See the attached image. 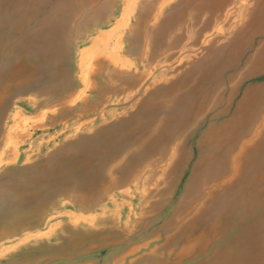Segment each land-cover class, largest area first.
<instances>
[{
  "label": "rangeland",
  "instance_id": "374dc122",
  "mask_svg": "<svg viewBox=\"0 0 264 264\" xmlns=\"http://www.w3.org/2000/svg\"><path fill=\"white\" fill-rule=\"evenodd\" d=\"M127 1L0 0V264H264V101L242 105L264 34L230 52L264 0L202 1L159 40L181 0L159 18L136 0L117 33L130 67L83 70Z\"/></svg>",
  "mask_w": 264,
  "mask_h": 264
},
{
  "label": "bare ground",
  "instance_id": "6f19581e",
  "mask_svg": "<svg viewBox=\"0 0 264 264\" xmlns=\"http://www.w3.org/2000/svg\"><path fill=\"white\" fill-rule=\"evenodd\" d=\"M135 1L136 0H128L127 1V4H126V8H125V12H124V15L122 16V19L118 22L117 26H116V29H114L113 31H111L110 33H104L99 39H96V41L94 42L93 46L88 49V50H85L82 54V61H81V66L83 70H92L93 69V72H95V74H97L98 71L102 70L105 66H106V62H109V64H113L115 65V67H117L118 69H116V73L119 75L120 74V70H122L123 68H128L130 67V64H128L126 62V60H124L122 57H121V51L119 49V46H118V39L120 38L119 36H117V33L118 31H120L123 26H124V23L126 18L128 17V15L130 14V12L132 11L134 5H135ZM171 0H156V2H160V5L158 6L159 8V13L157 15V18H159V15H160V10L164 9L165 6H166V3H169ZM202 1L204 2L205 0H181L178 4L177 7H175L172 11V14H168V15H165V18H164V21L163 23L157 27V29L155 30L154 32V37L159 40V38H162L163 34L165 32H168V31H171V30H174L176 31V28L177 26L180 24V20L177 19L182 17L181 15L185 14L187 11H189L190 9H193L195 12L193 13L192 15V18L195 19V17L197 16V10L199 8H201V4H202ZM233 0H217V3L214 5L218 8V10H222V9H225L230 2H232ZM97 0H72V4L74 5V9L75 10H78L81 6L83 5H93V4H96ZM149 3H151V1H147ZM124 5V4H123ZM150 4H146L144 6V12L142 13V16H141V24L143 25V23L145 22L144 19L145 17H148V13H149V6ZM119 7V6H117ZM116 7V8H117ZM122 7V6H121ZM120 9V8H119ZM135 11V10H134ZM133 15V14H132ZM134 16V15H133ZM115 17H116V14H115ZM133 18H131L132 20ZM193 19V20H194ZM114 21V20H113ZM253 21L255 20H252L250 22V25H248L246 27V31L244 32L245 35L248 34V39H246L245 41H237V43H232L230 45V52L231 53H236V55H238V53H240V51L243 50V48L249 44L251 42V40H253L256 36H259V35H263L264 34V23H261V25H258V27H253L255 26V24H253ZM28 23V22H27ZM117 23V22H116ZM255 23V22H254ZM131 24V23H130ZM130 26V25H129ZM257 26V25H256ZM94 28V27H93ZM126 30V29H125ZM99 35V34H98ZM91 36V35H90ZM127 36V35H126ZM125 38V37H124ZM114 39L117 40V42L115 43V46H111V44L113 43L112 41H114ZM95 40V39H94ZM175 40H177L176 38L173 39L172 42L169 43V48L172 49L174 48L175 46ZM86 44V43H85ZM78 47V46H77ZM127 49V48H126ZM126 51V50H125ZM124 51V52H125ZM76 55V54H75ZM139 55V54H138ZM137 55V56H138ZM140 56V55H139ZM144 62V61H143ZM76 63V62H75ZM155 64V63H154ZM77 65V64H76ZM90 66V68L88 67ZM264 67V44L258 49V51L250 56L247 61H246V67H245V71L242 75V78L244 77H247L249 74L251 73H258L260 72V70ZM109 68V67H108ZM135 68V67H133ZM77 69V68H76ZM131 69V68H130ZM89 70V71H90ZM135 70V69H134ZM236 70V69H235ZM76 71V70H75ZM77 72V71H76ZM229 72V71H228ZM227 73V72H226ZM100 75V74H99ZM103 76V75H102ZM147 76V73H143L142 75H138L136 74L134 76V79H139V80H142L144 79L145 77ZM96 77V76H95ZM100 78V77H99ZM81 79V77H80ZM91 80V79H90ZM65 81V80H64ZM66 82V81H65ZM85 82V81H84ZM59 83V82H58ZM62 83V82H61ZM79 83V82H78ZM81 83V82H80ZM141 83V82H140ZM68 84V83H67ZM103 84V83H102ZM64 85V84H63ZM105 85V84H104ZM232 86H234L233 84H231ZM230 85V86H231ZM70 86V85H68ZM61 87V86H60ZM77 87V86H76ZM56 88H59V87H56ZM5 89V88H4ZM108 90V89H107ZM4 91V90H3ZM51 91V90H50ZM54 91V90H53ZM59 91V90H58ZM96 91V90H95ZM5 92V91H4ZM97 92V91H96ZM179 92V91H178ZM221 92V91H220ZM246 96H245V100L242 102V105L244 106L247 102H249L251 100V98H253V103L251 104H248V106H251L250 109L253 110V108L255 107V112H257V110L259 111L260 109H262V107L260 106H257L258 105V101H264V84H261V85H258L255 87V89L251 88V89H248L246 91ZM71 94V93H70ZM180 94V93H179ZM178 94V95H179ZM99 95V94H98ZM105 95V94H104ZM107 95V94H106ZM110 96V95H109ZM196 96V95H195ZM218 96V94H217ZM228 96V95H227ZM66 97V96H65ZM77 97V96H76ZM103 97V95H102ZM174 97V96H173ZM78 98V97H77ZM80 98V97H79ZM85 98V97H84ZM141 98V97H140ZM194 98V97H193ZM192 98V100H193ZM222 98V97H221ZM70 99V98H69ZM74 99V98H73ZM98 99V98H97ZM110 99V97H109ZM84 100V99H83ZM88 100V99H87ZM78 101V99H77ZM66 102V101H65ZM88 102V101H87ZM148 102V101H147ZM154 102H156L154 100ZM172 102V101H171ZM71 103V102H70ZM82 103V102H81ZM75 104V103H74ZM168 104V103H166ZM191 104V103H190ZM261 104V103H260ZM264 104V102H263ZM73 105V104H72ZM97 105V104H96ZM150 105V104H149ZM67 106V105H66ZM70 106V105H69ZM68 106V107H69ZM216 106V105H215ZM60 107V106H59ZM84 107V106H82ZM90 107V106H89ZM88 107V108H89ZM213 107V106H212ZM61 108V107H60ZM67 110V109H66ZM17 112V111H15ZM54 112V111H53ZM85 112V111H84ZM83 112V113H84ZM210 112V111H209ZM208 112V113H209ZM22 113V112H21ZM58 113V112H57ZM77 113V112H76ZM92 113V112H91ZM95 113V111H94ZM239 114V113H238ZM261 114V113H260ZM65 115V114H64ZM58 116V115H57ZM114 116V115H113ZM22 117V116H21ZM61 118V117H60ZM258 118V117H257ZM50 119V118H49ZM74 119V118H73ZM259 119V118H258ZM19 120V118L17 119ZM91 120V119H90ZM11 122V121H10ZM54 122V121H53ZM97 122V121H96ZM13 124V123H12ZM16 124V123H15ZM54 124V123H53ZM57 124V123H56ZM256 124V123H255ZM62 125V124H61ZM88 125V124H87ZM164 125V123H163ZM253 125V124H252ZM17 126V125H16ZM90 126V125H89ZM14 127V126H13ZM76 127V126H75ZM136 127V126H135ZM81 128V127H80ZM134 128V127H133ZM138 128V127H137ZM251 128V127H250ZM67 129V128H66ZM10 130V129H9ZM158 130V129H157ZM249 130V129H248ZM5 131V130H4ZM124 131V130H123ZM159 131V130H158ZM13 132V131H12ZM20 132V131H19ZM248 132V131H247ZM253 132V131H252ZM18 133V132H17ZM79 133V132H78ZM158 133V132H157ZM9 134V133H8ZM246 134V133H245ZM12 135V134H11ZM14 135V134H13ZM18 135V134H17ZM64 135V134H63ZM71 135V134H70ZM20 137V135H19ZM71 137V136H70ZM155 137V136H154ZM216 137V136H215ZM217 138V137H216ZM242 138V137H241ZM205 139V138H204ZM8 140V139H7ZM144 140V139H143ZM150 140V139H149ZM200 140H203V139H200ZM243 140V139H242ZM16 141V140H15ZM148 141V140H147ZM146 141V142H147ZM174 142V141H173ZM1 143V142H0ZM21 143V142H20ZM16 144V143H15ZM17 145V144H16ZM142 145V143H141ZM5 146V145H4ZM8 148V147H7ZM132 148V147H131ZM211 148V147H210ZM209 148V149H210ZM238 148V147H237ZM171 149V148H170ZM76 150V149H75ZM73 150V152L75 151ZM131 150V149H130ZM135 150V149H134ZM140 150V149H139ZM238 150V149H237ZM214 151V150H213ZM232 151V150H231ZM129 152V151H128ZM161 152V151H159ZM208 152V151H207ZM235 152V151H234ZM13 153V152H12ZM126 153V152H125ZM22 154V153H21ZM69 154V153H68ZM155 154V153H154ZM7 155V154H6ZM128 155V154H127ZM157 155V154H156ZM230 155V154H229ZM14 156V155H13ZM67 156V155H66ZM125 156V155H124ZM227 156V155H226ZM1 157V156H0ZM122 157V156H121ZM8 158V157H7ZM16 158V157H15ZM156 158V157H155ZM2 159V158H1ZM229 160V158H227ZM116 160V159H115ZM147 160V159H146ZM15 161V160H14ZM149 161V160H148ZM147 161V162H148ZM114 162V161H113ZM120 162V161H119ZM122 162V161H121ZM198 162V161H197ZM203 162V161H202ZM230 162V161H229ZM9 163V162H8ZM11 163V162H10ZM190 163V162H189ZM242 163V162H241ZM111 164V163H110ZM117 164V163H116ZM198 164V163H196ZM202 164V163H201ZM206 164V163H205ZM185 165V164H184ZM200 165V164H199ZM110 166V165H109ZM138 166V165H137ZM180 166V165H179ZM201 166V165H200ZM135 167V166H134ZM185 167V166H184ZM198 167V166H197ZM108 168V167H107ZM229 168V167H228ZM143 169V168H142ZM233 169V168H232ZM116 170V169H115ZM118 171V170H117ZM116 171V172H117ZM193 171V170H192ZM191 171V173H192ZM120 172V171H118ZM130 173V172H129ZM134 173V172H133ZM182 173V172H181ZM196 173V172H195ZM194 173V174H195ZM181 175V174H180ZM193 175V174H192ZM220 175V174H219ZM117 177V176H116ZM121 177V176H120ZM194 177V175H193ZM214 177V175L212 176ZM132 178V177H131ZM129 179V178H128ZM206 179V178H205ZM110 180V179H109ZM193 180V178H192ZM207 180V179H206ZM113 181V180H112ZM115 181V180H114ZM202 181V180H201ZM126 182V181H125ZM106 183V182H104ZM110 183V182H109ZM129 183V182H128ZM107 184V183H106ZM119 184V183H118ZM188 184V183H187ZM202 184V183H201ZM109 185V184H107ZM125 185V184H124ZM127 185V184H126ZM125 185V186H126ZM190 185V184H189ZM208 186V185H206ZM218 186V185H217ZM200 190V189H199ZM207 190V189H206ZM86 191V190H85ZM79 192V191H78ZM103 192V191H102ZM108 192V190H107ZM8 193V192H7ZM76 193V191H75ZM84 193V191H83ZM86 193V192H85ZM105 193V192H104ZM170 193V192H169ZM208 193V191H207ZM112 194V193H111ZM102 195V194H101ZM106 196V195H105ZM208 196V195H207ZM2 198V197H1ZM67 198V197H66ZM100 199L102 197H99ZM115 198V197H114ZM200 199V198H199ZM97 200V199H96ZM70 201V200H69ZM191 202V201H190ZM117 203V202H116ZM108 204V203H107ZM111 204V203H110ZM114 204V203H113ZM111 204V205H113ZM122 204V203H121ZM118 205V204H117ZM191 206V205H190ZM77 207V206H76ZM207 207V206H206ZM81 208V207H80ZM83 209V208H82ZM108 209V208H107ZM48 210V208L46 209ZM106 210V209H105ZM71 212V211H70ZM181 212V211H180ZM183 212V211H182ZM178 213V212H177ZM105 215V214H104ZM114 215V214H113ZM43 216V214H42ZM109 217V216H108ZM37 218V217H36ZM40 218V217H39ZM44 219V218H43ZM42 219V220H43ZM40 220V219H39ZM216 220V219H215ZM219 220V218H218ZM93 221V220H92ZM217 221V220H216ZM38 222V221H37ZM33 223V222H32ZM171 223V222H170ZM39 224V223H38ZM34 226V225H32ZM38 226V225H37ZM171 226V225H170ZM10 227V226H9ZM12 227V226H11ZM35 227V226H34ZM8 228V227H7ZM11 231V230H10ZM18 231V230H17ZM12 232V231H11ZM2 233V232H1ZM18 233V232H17ZM6 236V235H5ZM9 236V235H8Z\"/></svg>",
  "mask_w": 264,
  "mask_h": 264
},
{
  "label": "crops",
  "instance_id": "0c3cea01",
  "mask_svg": "<svg viewBox=\"0 0 264 264\" xmlns=\"http://www.w3.org/2000/svg\"><path fill=\"white\" fill-rule=\"evenodd\" d=\"M14 156H12V158L10 159V161L8 162H11V163H17L21 160L22 158V154L21 153H17V152H14L13 154ZM16 157V158H15ZM4 158V155L2 157H0V161H2V159ZM15 160V161H14ZM57 228V227H56ZM54 228L51 227L50 229L46 230L45 232L44 231H40L38 234V236H40L39 238H48L49 236L53 235V231ZM50 234V235H49ZM35 235V234H34ZM28 239V238H27Z\"/></svg>",
  "mask_w": 264,
  "mask_h": 264
}]
</instances>
